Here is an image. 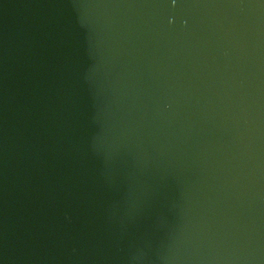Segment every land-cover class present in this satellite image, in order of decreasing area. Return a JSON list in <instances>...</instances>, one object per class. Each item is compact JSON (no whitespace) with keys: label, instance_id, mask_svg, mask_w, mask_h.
Listing matches in <instances>:
<instances>
[{"label":"water","instance_id":"1","mask_svg":"<svg viewBox=\"0 0 264 264\" xmlns=\"http://www.w3.org/2000/svg\"><path fill=\"white\" fill-rule=\"evenodd\" d=\"M0 264H264V0H0Z\"/></svg>","mask_w":264,"mask_h":264}]
</instances>
